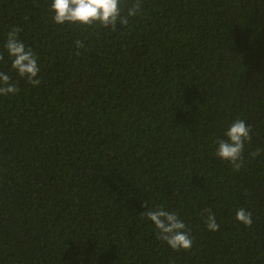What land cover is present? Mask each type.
<instances>
[{
  "label": "trees",
  "instance_id": "16d2710c",
  "mask_svg": "<svg viewBox=\"0 0 264 264\" xmlns=\"http://www.w3.org/2000/svg\"><path fill=\"white\" fill-rule=\"evenodd\" d=\"M51 2L0 0L19 89L0 95V264H264V0H143L115 31L56 24ZM14 26L39 86L11 67ZM236 119L239 171L215 155ZM145 204L178 214L192 248L157 239Z\"/></svg>",
  "mask_w": 264,
  "mask_h": 264
},
{
  "label": "clouds",
  "instance_id": "9594fccd",
  "mask_svg": "<svg viewBox=\"0 0 264 264\" xmlns=\"http://www.w3.org/2000/svg\"><path fill=\"white\" fill-rule=\"evenodd\" d=\"M122 10L121 0H52L50 11L53 12V21L56 24L64 25L76 24L84 26H102L115 31L117 25L127 26L129 19L141 15L143 11V0H131V3ZM20 27H12L7 33V40L4 45L9 57L11 67L17 74L26 79L32 86H39L41 80L38 78L40 67L38 58L31 48H26L23 41L19 39ZM77 49L84 47L81 40H76ZM79 55V51L76 53ZM0 54V60H3ZM18 87L11 82V77L4 72H0V95L7 96L16 94ZM251 127L244 120L236 119L226 129L224 135L226 139H218L215 155L221 160L231 164L234 171H239L244 163V147L246 142L251 141ZM255 157L259 155V150L250 153ZM147 210L142 215L150 220L155 229L157 239L164 241L175 251L190 250L193 239L190 229L178 217L175 212L164 210L163 208L150 209L145 204ZM205 216V225L210 231H217L219 224L215 214L211 209L202 210ZM236 220L245 226L251 227L252 213L241 207L236 211Z\"/></svg>",
  "mask_w": 264,
  "mask_h": 264
}]
</instances>
